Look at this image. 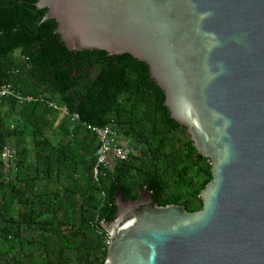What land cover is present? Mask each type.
Masks as SVG:
<instances>
[{
    "label": "water",
    "instance_id": "water-1",
    "mask_svg": "<svg viewBox=\"0 0 264 264\" xmlns=\"http://www.w3.org/2000/svg\"><path fill=\"white\" fill-rule=\"evenodd\" d=\"M72 55L145 63L170 117L210 160L202 206L146 187L101 223L105 264H264V0H38ZM75 114V113H74Z\"/></svg>",
    "mask_w": 264,
    "mask_h": 264
},
{
    "label": "trees",
    "instance_id": "trees-1",
    "mask_svg": "<svg viewBox=\"0 0 264 264\" xmlns=\"http://www.w3.org/2000/svg\"><path fill=\"white\" fill-rule=\"evenodd\" d=\"M37 1L0 0V85L36 98L0 103V150L17 136L18 154L10 181L0 163V264H105L101 223L115 216L116 192L133 199L144 186L159 206L196 211L211 180L210 160L170 117L145 63L100 50L72 55L53 34L56 22H40L46 9H37ZM48 102L78 120L73 124ZM85 124L110 125L133 149L96 180L97 139ZM30 148L35 169L18 177Z\"/></svg>",
    "mask_w": 264,
    "mask_h": 264
},
{
    "label": "built area",
    "instance_id": "built-area-1",
    "mask_svg": "<svg viewBox=\"0 0 264 264\" xmlns=\"http://www.w3.org/2000/svg\"><path fill=\"white\" fill-rule=\"evenodd\" d=\"M13 98L18 102H30L36 98L32 95H24L19 89L14 88L10 83L0 85V103L5 99ZM42 101V99H40ZM48 105L56 109L62 116L69 115L66 108L48 102ZM71 122L74 124L78 120L77 114L69 115ZM86 129L92 132L97 139V147L94 150L92 165V176L96 180L99 175L109 169L116 161H125L130 157L133 149L128 146H122L118 140L117 132L110 126L96 127L89 124L84 125ZM10 127H13L12 125ZM0 163L2 177L6 181H10L18 168V154L13 139L9 138L5 141L0 150Z\"/></svg>",
    "mask_w": 264,
    "mask_h": 264
},
{
    "label": "rangeland",
    "instance_id": "rangeland-1",
    "mask_svg": "<svg viewBox=\"0 0 264 264\" xmlns=\"http://www.w3.org/2000/svg\"><path fill=\"white\" fill-rule=\"evenodd\" d=\"M17 55H18V53L15 52V53L13 54V57H16ZM60 115H61V114H60ZM60 115H59V116H60ZM61 116H62V115H61ZM9 119H11V118H9ZM11 120H12V119H11ZM13 124H14V121H13ZM117 136H118V140H119V142L123 143V142H122V141H124V140H123V136L120 135V134H118ZM26 139H27V141L30 140V138H29V131L26 132ZM28 147H31V146L28 144ZM128 147L131 148L130 145H129ZM34 160H35V159H34V156H33V151H32V148H30V149H29V153H28L27 156H26L25 163H24V165H23V166H25V167H20L19 174L17 173V174H18V177H23L24 174H25V172H27V171L32 172V171L35 169L36 162H35ZM40 166L42 167V165H40ZM50 183H53V182H50ZM54 184H55V183H54Z\"/></svg>",
    "mask_w": 264,
    "mask_h": 264
},
{
    "label": "crops",
    "instance_id": "crops-1",
    "mask_svg": "<svg viewBox=\"0 0 264 264\" xmlns=\"http://www.w3.org/2000/svg\"><path fill=\"white\" fill-rule=\"evenodd\" d=\"M58 120H59V118H57V120H56V123H55V126L57 125V122H58ZM7 122H9V123H11V122H13L11 119H7ZM17 140V136H15L14 138H13V143H14V141H16ZM123 143H124V141H122ZM15 145V144H14ZM32 151H33V149H32ZM94 152V151H93ZM91 154H92V152H91Z\"/></svg>",
    "mask_w": 264,
    "mask_h": 264
}]
</instances>
